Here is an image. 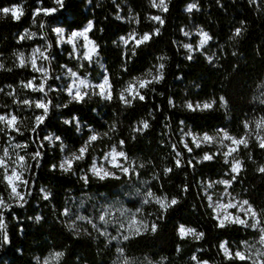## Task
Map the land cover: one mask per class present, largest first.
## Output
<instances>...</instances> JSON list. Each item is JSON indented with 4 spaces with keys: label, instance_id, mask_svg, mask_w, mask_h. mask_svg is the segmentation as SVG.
Listing matches in <instances>:
<instances>
[{
    "label": "trees",
    "instance_id": "obj_1",
    "mask_svg": "<svg viewBox=\"0 0 264 264\" xmlns=\"http://www.w3.org/2000/svg\"><path fill=\"white\" fill-rule=\"evenodd\" d=\"M190 1L192 0H172L169 11L162 14L166 21L163 34L153 37L148 44L137 47L135 57H132L131 52L119 44V41L116 46H113L112 41L119 35L127 34L133 27H137L127 22L128 5H131L134 12L140 16L141 23L138 31L141 33L151 31L153 25L145 19V13L151 15H160V13L156 9H149L145 0H127V2L116 0L115 4L112 0H92L90 5L86 3V0H64L65 7L52 15L45 17L41 12L37 16L36 28L32 30L39 34L41 20H46L49 26V39L53 45L51 55L55 58L52 68L55 71L48 86L57 89L49 94L54 104L64 103L68 99L66 93L59 87L60 84L61 86L65 84L63 77L61 76L59 81L55 79V75L61 72L60 65L65 64L77 70L79 61L69 58L68 47L56 46L55 36L51 32L53 26L65 27L69 31L82 27L89 19L94 20V27L88 36L101 46V61L105 66L104 71L107 70L110 81L114 85V93L125 80L140 75L152 67L157 62L158 54L167 53L170 57L163 84L153 85L154 92L142 90L145 100L136 101L135 107L128 109L121 116L123 124L118 139L125 141V149L129 156L140 157L144 161L151 159L153 162L145 169H139L138 176L131 174L129 178L136 177L140 181L151 179V174L156 172L160 176L159 181L152 180L148 187H151L157 195L167 194L170 197L175 195L181 199V203L169 209L162 218L151 216V220L159 226L155 236L143 234L121 244L120 246L126 248L127 256L133 261L145 256L156 261L162 256H167V264H194V261L188 258L195 254L200 262L207 260L218 262V264H250L249 261L227 260L218 245L221 240L227 239L229 248L233 251L240 247L241 241L253 242L257 238V232L236 225H229L224 229L218 228V223L208 207L204 189L201 187L202 182L207 183L221 177H229L224 175L225 172H229V165L224 164L219 155H214L211 161L197 163V158L202 157L205 152L213 154L212 151L205 146L196 148L187 140L193 148L192 152H188L179 141L184 128L198 134L212 133L221 128L227 129L234 136H240L245 131L244 121L264 115V106L253 98L260 93V90L257 91V85L264 81V0H257V3L252 5L248 3V0H234V2L220 0L219 5L217 0H199L201 11H193L189 18V15L184 13L183 6ZM98 2L99 7H97ZM20 3L21 0H0V8ZM116 5H120V14L126 18L123 22L113 18L117 12ZM38 7L40 5L37 4V0H27L24 4L25 14L19 21H13L11 14L0 21V53L8 56L14 48L29 50L44 43L39 35L31 41L16 43L23 29L31 28L33 11ZM42 7L53 8L57 5L53 3V0H43ZM240 21L245 22L247 32L235 49L237 55L233 56L234 49L227 38L233 29L239 26ZM190 22L203 26L213 36V41L204 48L208 55L215 53L212 63H208L201 53L193 54V59L190 61L184 59V51L182 47H179L184 40L180 28ZM100 29H103V34ZM174 40L178 43L173 44ZM131 47L132 44L127 46L129 49ZM124 68H127V71H124ZM78 71L80 76L90 73L88 78L93 82L100 74L97 67H91L85 61L83 68H79ZM32 76L37 74L28 69H14L12 73H0V87L5 84L16 86L21 79L26 81ZM197 85H199L198 89ZM161 92L163 96L158 94ZM27 94L37 99L42 95L31 92ZM221 94L229 100L227 113L219 108ZM169 97L177 105L189 99L193 102H202L213 98L217 100V104L212 110L193 112L180 107H170ZM0 101L5 104L12 103L10 98L2 94H0ZM113 108L117 110V113L121 112L118 102L101 104L99 97H95L91 102L73 103L59 111L53 108L51 115L37 128L36 132H25L23 136L15 132L9 133L16 138L17 142H26L29 152L41 151L43 159L40 161L39 168L36 167V161H31V172L26 174L25 178L29 181L32 195L27 197L29 190L27 188H22V192L25 193L28 203L24 208L13 205L9 210L4 211L6 223L9 225V239L6 243L0 241V264H36L34 256L38 255L41 259L48 253L61 250L67 253L61 264H110L115 254L112 243H106L99 234L93 233L89 224L82 221L79 222L80 225L87 229L90 235L82 234L77 238L65 228V222L76 217L72 204L75 198L85 193L115 196L127 178L121 177L119 180L109 178L100 181L87 174L85 170L93 149H89L83 161L74 165L75 175L72 172L64 174L59 169L50 171V165L58 164L61 159L60 142L56 141L55 147H50L43 137L49 132H54L68 145L66 152L78 150L86 141L90 133L89 128L96 132L107 131L108 125L104 121H112ZM93 109L96 111L94 112ZM149 109L155 115V119L151 120L150 130L143 136L137 134L136 140L132 141L128 134L129 126L141 116H146ZM12 110L14 112L17 110L15 105ZM7 111V108H0V113ZM41 111L36 110L37 114H41ZM23 114L32 115L31 111H23ZM73 114L79 118L80 133L76 132V122L71 125H65L62 122L61 118L70 119ZM181 120L184 121L183 124L180 123ZM7 140L8 137L0 133V145L6 146ZM112 142L106 138L102 141L98 140L94 142V148H104ZM41 144H43L42 148ZM172 144L177 145L176 150L183 157L182 167L179 169L175 168L173 159L175 152L172 151ZM250 149L254 159L264 162V150L254 142L250 144ZM247 152L248 149H242L240 154L246 157ZM189 160L191 164L188 163ZM245 163L247 170L241 172L233 184L259 211L264 209V173H256L250 162L245 160ZM164 164L173 167V172L167 178L162 171ZM83 174L88 175L87 184L80 179ZM42 185L51 189L50 200L42 199L39 191ZM179 186H187V194H184ZM0 194L7 202L8 195L3 185H0ZM126 204L134 211L142 208L145 216H149L158 207L154 204L143 205L139 199H130ZM193 205H195L194 208ZM65 209L69 210L70 216L63 215ZM0 211L3 210L0 209ZM37 214L43 217L40 223L35 221ZM180 224L204 231L205 239L203 241L181 239L177 234ZM177 245L182 248L179 256L176 254Z\"/></svg>",
    "mask_w": 264,
    "mask_h": 264
},
{
    "label": "clouds",
    "instance_id": "obj_2",
    "mask_svg": "<svg viewBox=\"0 0 264 264\" xmlns=\"http://www.w3.org/2000/svg\"><path fill=\"white\" fill-rule=\"evenodd\" d=\"M127 2V0H125ZM234 2V0H233ZM27 3V0H21V3L19 5H11L5 8H9L10 10L19 8L20 9V18L17 19L16 16L11 15V18L13 21H19L25 14V8L24 4ZM53 3L57 5V0H53ZM87 4H91L92 0H86ZM112 3L115 4L116 0H112ZM145 3L149 9H156L160 15H151L149 13H145V19L152 23V29L151 31H144L140 32L138 31V26L141 23L140 16L138 13L134 12V9L131 5H128V17L127 22L130 24H134L137 27H133L131 31L125 35H119L117 39H114L112 41L113 46L117 45V41H119V44L123 45L127 51L131 52L132 57H135L137 55V47L135 44H132V47L129 49L127 46L129 44L126 43V41L129 40L130 37L135 36L137 38H140L144 36L145 34H151L153 37L160 36L163 34V28L165 26V18L162 14L167 13L169 11L170 5L172 4V0H145ZM248 3L250 5L256 4L257 0H248ZM37 4L40 5L37 9H43L42 4L43 0H37ZM217 4H220V0H217ZM97 7H99V2L97 4ZM117 12L114 15V19L117 21H125V17L121 15V9L120 5H116ZM222 7V5H221ZM33 11V16L31 19V28H25L23 31L19 34L18 39L16 40V43L19 44L21 41H31L33 39H36L39 35V38L44 41V43L40 46L32 47L30 50L27 49H16L14 48L10 55L4 56L3 53H0V73H12L14 69H28L33 73L37 72V64L39 66L40 72L38 73L39 76H32L28 78L26 81L21 79L19 83L16 86H13L12 84H5L3 87H0V94H2L4 97L10 98L11 104H5L3 101H0V108H7V112L0 113V116L5 117V119H0V133H3L5 136L8 137L7 145H0V160L5 161L6 166H0V185H3L5 188V191H7L8 197H12L11 191H9L8 184L4 179V176L9 174V170H18L22 179H26V174L31 172L32 169V163L31 161H36V167H40V161L43 159L42 152L37 150V152L32 153L28 151V147H24V145H28L26 142H17L16 138L14 136L9 135V133L12 131L9 129L7 120L11 117L16 118V129H18L17 134L23 136L25 132H36V127L38 121L37 117L41 114H37L36 110L38 108L36 105L38 103H46L49 105L47 113H45L46 119L48 116L51 115L52 109L55 108L57 111L68 108L69 105L76 103V104H84L86 101L91 102L95 97H99V101L101 104L104 102H107L108 104L113 103H119L121 112L117 113V110L115 108L112 109V115L113 119L111 122L104 121L108 125L107 131L104 132H96L92 128H89V132L91 133L85 144L88 148L92 147L93 143L89 142V139L92 135H96L99 140H104L105 138L109 141H113L111 144L107 145V150L104 153L103 161L107 162L108 165L111 166V160H110V154L113 152V150L121 151L125 154L126 159L122 160L121 168L128 167L132 169L133 174L139 175L138 170L139 169H145L148 165H152V160L149 159L147 161L142 160L140 157H132L129 156L128 152L125 149V141L123 139H118L120 128L123 124V121L121 120V116L124 114L125 111L128 109H133L135 107L136 101H144L140 100L139 96H132L129 93V86L135 85L136 90L138 92H142L144 90L147 91H155V88L152 87L153 85H161L163 84L166 76V69H167V62L170 60V57L167 55V53L158 54L156 57V63L152 65L149 69H147L144 73L140 75H136L131 77L128 80H125L123 84H121L118 88H116L115 93L113 92L114 85L110 81L109 74L107 70L105 69L104 76L102 78V81L100 83L93 84L89 80L90 73H86L84 77H81L79 75V68H83V62L87 61L89 65L91 66L94 62L99 63V59H102L101 53H100V44L97 43L93 39L84 40L81 36L74 37V43H68L65 36L67 37L71 36L73 32H83L84 29L91 26V30L94 27V20L89 19L87 23L84 25L82 30H73L71 32H67V29L65 27L61 26H53L51 27V32L55 35L56 38V46L60 47L63 44H68L71 46V52L68 53V56L70 59H77L79 61L78 63V69L74 70L71 67H68L65 64L60 65L61 72L59 74L55 75L56 80L61 79V75H63L66 79H70V83L67 85V87L62 88L61 90L64 91L68 97L67 101L64 103H53L52 99L50 98L49 94L51 92L57 91L54 87H49L48 82L53 79V73L54 69L52 68V63L54 61V57L51 55L52 53V42L49 39V33H48V24L46 20H41L39 23L40 32L38 34L37 31H34L32 29L36 28L37 26V15L36 10ZM165 9H167L165 11ZM184 13L189 15V18H191V14L193 11L200 12V4L199 0H192V2L187 3L183 6ZM9 14H5L2 10H0V21L5 20L8 17ZM159 16L162 20L161 22H158L156 20H153L152 17ZM47 17V15H45ZM158 25V26H157ZM101 34H103V29H100ZM247 32V27L245 26L244 21H240V24L238 27H235L231 33V35L228 36L227 40L228 43L233 47L232 55L236 56V47L239 45L240 41L244 39ZM180 33L184 37H190L193 34L199 35V33H206L207 34V41L203 43V46L201 47V41L198 40L197 45L195 46L196 50L203 49L211 41H213V36L205 30L203 26L196 25L194 29L189 28L187 25L181 26ZM83 40V43L81 44L80 41ZM151 40L147 41L146 45ZM177 41H173V44H177ZM179 47H182L187 55L184 56V59L186 60H192L193 59V53H194V45L192 43H180ZM39 50V51H37ZM179 50V49H178ZM45 55H47V59H45ZM86 57H90V59H86ZM22 58V61H21ZM215 58V53L213 52L212 55H206L205 59L208 63H212L213 59ZM35 61V63H34ZM10 62V63H9ZM99 66L101 68H105L104 64L100 63ZM124 71H127V68H124ZM42 74L44 83L42 84H36L35 88L28 87L27 85L30 83H34L37 79H40ZM177 79H182L181 77H177ZM146 80L149 81V85L143 89L140 88V81ZM197 89L199 88V85L196 86ZM261 88H264V81H262L260 84L257 85V91H259ZM43 89V91H40ZM103 89V91H101ZM27 92L31 93H41L42 95L39 97V99L35 98L34 96H29ZM79 93L82 99H77L76 94ZM160 96H163L164 94L158 93ZM145 95V94H144ZM185 95L187 93L185 92ZM121 96L124 97V99H121ZM23 97V98H21ZM255 100L259 101V104L264 105V91H260L258 96L253 97ZM168 104L170 107H180L183 110L187 111H205V110H212L214 106L217 104V100L215 98L210 100H204L202 102H193L192 100H185L182 104L177 105L174 103L173 99L169 97ZM13 105L16 107V111L14 112L12 110ZM193 106V108H190L189 106ZM204 105H210V107L205 108ZM219 108L223 110L225 113L228 112L229 109V100L228 98L221 94L219 95ZM194 109V110H193ZM23 111H31L32 115H24ZM95 112L96 110L93 109ZM150 118V119H149ZM261 118H264V116H260L259 118H253L247 121L243 122V127L246 130L243 136H247V140L244 145V149H248V152L246 154V157H242L240 154V151L234 152L232 155H228L225 151L229 147L228 143H225V140L223 139V136L216 135L217 132H228L227 129H217L215 134H211L213 136V140L211 142H205L203 145L208 146H217L216 153L209 154L208 152H205L202 157L197 158V163H202L204 161H211L214 159L215 154H221L223 156V163L230 166V173L232 172V164L235 162H239V165L241 167V171L236 174L232 175V179H224L221 178L219 180H215L212 182L201 183V187L204 189L205 196L208 200V207L213 210L214 213H216V204L221 203V201L225 197H230L228 201L235 203L237 205H243L245 201L248 202L252 206V208L256 211L257 215L256 217H252L251 213H249L245 220H252V223L243 225L245 228H250L253 230L258 231L259 236L256 238L253 242L249 241H241V248L237 249L236 251L243 252L247 258L250 264H262L264 262V230L260 228V226L256 223V221L260 218V213L264 212V209H260L259 211L256 210V208L253 206V204L250 203L249 199L240 198V193L237 192L235 195L230 193L228 191L229 188L232 187L233 182L236 180L237 176L241 174V172L247 170V166L245 163V160L250 162L254 168L253 170L256 173H262L260 171L261 168H264V162L258 161L257 159L253 158L252 151L250 149V144L255 141L256 145L264 150V148L260 147V136H264V125H261L259 128L257 127L258 122L261 120ZM45 119V120H46ZM63 124L65 125H71L73 122H76V132L80 133L81 131V124L79 122V118L77 115L73 114L72 117L69 118H61ZM155 119V115L151 109L147 112L146 116H141L139 119L133 121L132 125L129 126L128 134L130 135L132 141L136 140L137 134L143 136L145 132L150 130L151 128V120ZM181 124L184 123L183 120L180 121ZM245 124L248 125V127H245ZM146 125V127H145ZM207 133V132H205ZM115 134V136H114ZM209 134V133H207ZM210 135V134H209ZM232 135V134H231ZM234 136V135H232ZM58 138V139H57ZM44 141H47L50 147H55V142H60V153H61V159L58 162V164H52L50 165V171H55L59 169L62 173L67 174L69 172L64 171L63 168L66 167L65 161L68 158H71L73 156L78 155V151H72L68 154H65V150L68 148V145L63 142L62 138L58 135H56L54 132H49L47 135H44L43 137ZM162 143V142H161ZM186 147V145H183ZM40 147H43V144L40 145ZM201 147V146H200ZM198 147V148H200ZM172 151L175 152V156L173 157L175 162V168L179 169L182 167V161L183 157L179 151L176 150V144H172ZM191 152V151H190ZM24 156V160L21 161L20 157ZM208 157H211L210 159ZM85 158L82 157L80 161H83ZM79 161V162H80ZM189 164H191V160L188 161ZM102 167L106 171L112 173L113 177H118L119 180L121 179L120 173H123L121 169L113 168V167H106L103 163L97 164V160L94 157L92 160V163L88 169V172L91 174L92 177L97 178L94 174L92 169L95 167ZM115 169V171H113ZM83 171V170H82ZM162 171L165 178H167L172 172L173 167L169 166L167 164L162 165ZM73 175H75L74 168L71 171ZM229 172H225L224 175L228 176L230 174ZM124 174V173H123ZM84 177H88L87 174L82 175ZM160 176L158 173L153 172L151 174V179H144L141 180V184L147 189L145 192L142 193L143 195V205H156L158 206L154 212H152L149 216H145L143 213V209H141L139 212V220L141 222L140 224V234H136L134 231H128L127 225L131 221V215L129 214L132 212L130 209L124 208L125 211H120L117 209V212L119 213V217L115 220L112 219V216L109 215L107 217V220L105 221V225L113 224V225H123L124 227H117V235L112 236L108 231L107 228H105L103 231L99 228H93L96 232H99L100 234L103 233V236L107 240V242L110 244L112 241L117 242V247L115 248V252L118 254L117 259L113 261V264H134L132 259L127 256L126 254V248L119 246L123 244L124 242L129 241L130 239L140 236L143 234H149L152 236H155L158 232L159 226L155 223V221L151 220V216H157V218H162L163 214L166 213L169 209L173 208V206L178 205L181 203V199L175 195L169 196L167 194L164 195H157L151 187H148V185L151 184L152 180L159 181ZM27 180V179H26ZM100 180V179H99ZM104 181V180H100ZM89 181L84 180V183L87 184ZM225 183H227L229 186L225 187ZM209 184L212 185L211 188H209ZM216 185H222L224 186V191L219 194L220 199L217 201H213V196L209 194L208 189L214 188ZM18 187H21L18 185ZM30 185L27 186L28 194L27 197H30L32 195V192L30 190ZM181 191L184 194H187L188 188L187 186H179ZM42 199L44 200H50L52 197V191L47 186L42 185L39 189ZM139 191V189H137ZM148 193H151V197L148 196ZM25 197V200L23 203H20L18 198H11L8 199L7 202L5 201L3 204V207L0 208L3 211H0V216H3V229L0 230V241L8 242V223H6V219L4 216V211L9 210L13 205H16L19 208H24V206L28 203V199ZM166 200L167 203L165 204V209H162L158 203H156L157 198ZM4 196L0 194V199H3ZM175 200L176 204L172 205L171 201ZM145 201H147L145 203ZM195 205H193V208ZM109 212H112L111 209H108ZM71 213L68 212L65 216H70ZM101 215H104L102 213ZM237 215H240V208L237 207ZM85 216L84 215H77L74 219H70L65 222V228L71 232L74 236L79 238L82 234L83 235H90V233L87 232V229L83 228L82 225H80L79 222L84 221ZM31 219V217H30ZM214 219H216V215L214 216ZM43 220V217L40 214H37L35 216V221L37 223H40ZM156 224V228L153 231L152 230V224ZM229 225H233L231 223H226L224 227H220L218 224L217 227L220 229H224L228 227ZM235 225H240L239 223ZM181 226H184L185 228L190 230V234L186 236H181L179 229ZM242 226V225H241ZM178 229V235L181 239L189 238L193 241H203L205 239V232L199 231L195 227L185 226L184 224H180ZM22 231V230H21ZM125 237H128L125 239ZM229 244L227 239L221 240L219 242L218 248L222 252L223 256L227 260H237L235 257L234 252L227 247ZM182 248L177 245L176 247V254L179 256L181 253ZM197 251H201V249H197ZM233 252V255L231 258L228 257L227 253ZM22 254V253H21ZM58 254V259H56V255ZM67 253L64 250L61 251H55L49 253L47 257L43 259L41 262L40 257L34 256L33 259L36 261V264H61V262L65 259ZM195 258V259H194ZM191 261H195L196 264H201V262L197 259L196 255L193 254L191 257L188 258ZM144 260L147 262V264H167L168 257L162 256L159 260L153 261L147 256L144 257ZM203 264H218V262H209L207 260L203 261Z\"/></svg>",
    "mask_w": 264,
    "mask_h": 264
},
{
    "label": "snow or ice",
    "instance_id": "obj_3",
    "mask_svg": "<svg viewBox=\"0 0 264 264\" xmlns=\"http://www.w3.org/2000/svg\"><path fill=\"white\" fill-rule=\"evenodd\" d=\"M65 7V3L64 0H57V7H53V8H43V9H37L36 10V15L39 16L41 14V12H43L44 15H52L53 13L57 12L59 9L64 8ZM0 10H2L5 14H11L16 16L17 19L20 18V9L16 8V9H12L10 10L9 8H0ZM167 9H165L166 11ZM153 20H156L158 22L162 23V20L159 16H154L152 17ZM91 31V26H89L88 28L84 29L83 32H73L71 34V36L67 37L66 40L68 43H74V37L76 36H81L83 37L84 40H88L89 36L88 33ZM199 40L201 41V47L203 46V43H205L207 41V34L206 33H199ZM153 36L151 34H145L144 36L137 38L135 36H132L129 38L128 41H126L127 44L130 43H134L136 47H140L141 45L145 44L147 41L152 40ZM39 51V50H37ZM45 59H47V55H45L44 57ZM86 59H90V57H86ZM22 61V58H21ZM35 63V61H34ZM37 72H40L39 66L37 64ZM37 80H39V83H37ZM34 83H30L27 86L28 87H33L35 88L36 84H42L44 83L43 81V77L41 74L40 79H37ZM149 81L146 80H142L140 81V88L143 89L145 87H147L149 85ZM50 87V86H49ZM40 91H43V89H41ZM101 91H103V89H101ZM129 93L132 96H139L140 100H144L145 99V95L142 94V92H138L136 90V86L135 85H130L129 86ZM77 99H82V97L80 96L79 93L76 94ZM121 99L123 100L124 97L121 96ZM36 107L41 111V115L37 117V125L36 127H39L41 124H43L45 122V113H47L48 111V107L49 105L46 103H38L36 105ZM190 108H193V106H189ZM205 108L210 107V105H204ZM194 110V109H193ZM0 119H5V117L0 116ZM9 129H11V132H15L17 133L18 129H16V118L13 116L10 119L7 120ZM261 125H264V118H261V120L258 122L257 127L259 128ZM146 127V125H145ZM245 127H248L247 124H245ZM216 135L218 136H223V139L225 141H228L229 143V147L226 149V153L230 156L232 155L234 152L239 151L241 147H244L245 142L247 140V136H232L230 133L228 132H217ZM190 137V143L191 145H194L196 148L200 147L202 144H204L205 142H211L213 140V136L209 135L207 133H203L202 135H197L194 134L191 130L189 131H183L181 133V139L179 141L180 144L186 145L183 146L184 149H186L188 152H192L193 148L189 145V142L187 141L186 138ZM58 139V138H57ZM99 138L96 135H92L89 139L90 143L96 142L98 141ZM260 140V147L264 148V136H260L259 137ZM24 147H28V145H24ZM177 147V145H176ZM78 155L73 156L71 158L66 159L65 164L66 167L63 168L64 171L67 172H71L72 169L74 168V165L80 161V159L82 157L85 158L86 154L89 151V148L87 147L86 144H84L83 146H81L78 150ZM37 152V151H36ZM209 159L211 157H208ZM126 159V156L123 152L118 151V150H113V152L110 154V160H111V167L113 168H117V169H121L124 173L125 176L131 175L133 174L132 169L128 168V167H123L121 168V161ZM20 160L23 161L24 160V156L22 155L20 157ZM0 166H6L5 165V161L4 160H0ZM232 172L233 174H238L241 171V167L239 165V162H235L232 164ZM93 174L100 180H105V179H118V177H113L112 173L106 171L104 168L102 167H95L94 169H92ZM260 171L262 173H264V168H261ZM5 181L8 184V188L10 189L11 193H12V197H8V199L11 198H18L20 203H23V201L25 200V193L22 192L20 189L22 188H27V186L29 185V181L26 179H22L20 173L18 170H9V174H7L6 176H4ZM80 179L84 180H89L88 177H84L81 176ZM232 179V177H231ZM229 179V180H231ZM18 185H20L21 187H18ZM209 188L212 187L211 184L208 185ZM229 185L227 183H225V187H228ZM28 194V193H27ZM151 193H148V196L151 197ZM5 202V198L0 199V208L3 207V204ZM147 201H145L146 203ZM156 203H158L160 205V207L164 210L165 209V204L167 203L166 200L160 199L159 197L156 200ZM172 205L176 204L175 200L171 201ZM237 207L240 208V214L242 213L244 217H246L249 213H251L252 217H256L257 213L256 211L252 208V206L250 204H248L247 201L244 202L243 205H237L235 203H232L230 201L225 202H221V203H217L216 204V220L218 221V224L220 225V227H224V225L226 223H231V224H237L239 223L240 225H245V224H251L252 220H245V218H242L241 215H237V214H233L231 211V209H237ZM120 211H125V209L121 208L119 209ZM141 209L137 208L135 211L130 212L129 214L131 215V221L130 223L127 225V229L128 231H134L136 234H140V220L138 218V214L140 212ZM69 212L68 209H65L63 212V215H66ZM104 215H99L98 216V220L101 222L100 225H98L97 223H95L92 219L88 218L85 216L84 218V222L88 223L89 225H91L92 228H99L101 225H105V221L107 220V217L109 215L114 216V213L109 212L107 209L103 210ZM115 220V219H113ZM251 221V222H250ZM3 216H0V230L3 229ZM256 223L260 226V228L262 230H264V212L260 213V218L256 221ZM118 227L123 228V225H116ZM156 228V224L153 223L152 224V230L154 231ZM180 235L181 236H186L190 234V230L185 228L184 226H181L179 229ZM101 235H103V233H101ZM128 237H125V239H127ZM227 247L229 248V245H227ZM235 257L237 260L241 261V262H246L248 261L247 256L243 253V252H239V251H235L234 252ZM228 257L231 258V256L233 255V252H228L227 253ZM56 259H58V254L55 257ZM195 259V258H194ZM262 264H264V262H262Z\"/></svg>",
    "mask_w": 264,
    "mask_h": 264
},
{
    "label": "rangeland",
    "instance_id": "obj_4",
    "mask_svg": "<svg viewBox=\"0 0 264 264\" xmlns=\"http://www.w3.org/2000/svg\"><path fill=\"white\" fill-rule=\"evenodd\" d=\"M192 2V1H190ZM188 2V3H190ZM85 25V24H84ZM84 25L78 29H73V30H82ZM187 26L191 29H194L196 24L194 23H188ZM73 30H69L67 32H71ZM131 31V30H130ZM129 31V32H130ZM128 32V33H129ZM127 33V34H128ZM127 34H125V36H127ZM55 36V35H54ZM184 37V36H183ZM65 38H67V35L65 36ZM90 38V37H89ZM56 39V38H55ZM91 39V38H90ZM198 40H199V36L196 35V34H193L192 36L190 37H184V40H183V43H192L194 45V53H201L204 57L206 55H208L205 51H204V48L203 49H199V50H196L195 49V46L197 45L198 43ZM80 43L82 44L83 43V40L81 39ZM130 44H133V43H130ZM61 46H66L69 48V53L71 52V46L68 45V44H63ZM36 47V46H34ZM31 49V48H30ZM29 49V50H30ZM183 49V48H182ZM184 51V54L187 55L186 51L183 49ZM74 60V59H73ZM88 65L89 63L87 61H85ZM102 63L101 59H99V63H96L94 62L91 67H97L99 70H100V74L98 75V78L95 82L90 81L95 84V83H100L102 81V78L104 76V68H101L99 66V64ZM90 66V65H89ZM37 76H39L38 73H36ZM64 79V82L65 84H63V86H61L62 84L59 85V87L61 88H64V87H67V85L70 83V79H66L63 75H61ZM81 77H84V76H81ZM264 80V79H263ZM260 91H264V88H261ZM259 91V92H260ZM264 106V105H263ZM264 116V115H263ZM259 118V117H258ZM218 129H221V128H218ZM217 130V129H216ZM216 130L212 133H209L210 135L211 134H215ZM183 131H189L188 128H184ZM246 131V130H245ZM244 131V133H245ZM194 133V132H193ZM244 133H242L240 136H243ZM91 133H89L90 135ZM194 134H197V135H202L203 133L201 134H198V133H194ZM88 135V136H89ZM87 136V138H88ZM238 136V137H240ZM87 138H86V141H87ZM189 142H190V137L186 138ZM85 141V142H86ZM84 142V144H85ZM255 143V141H253ZM225 143H229L228 141H225ZM83 144V145H84ZM82 145V146H83ZM94 142L92 144V147L89 148V149H93V152L91 153V159H90V162L88 163L87 165V168H86V173L91 175L89 172H88V169L92 163V160L93 158L95 157L96 160H97V164H101L103 163L106 167H111L110 165L107 164V162L103 161V156H104V153L105 151L107 150V147H104V148H94ZM201 146H205L207 147L210 151H212V153H216L217 151V146L213 145V146H208V145H201ZM244 149L243 147L240 148V153H241V150ZM226 151V149H225ZM72 151H65V154H68ZM215 155H219L222 157L223 159V156L221 154H215ZM81 162V161H80ZM78 163V162H77ZM113 171H115V169H113ZM229 173H230V166H229ZM84 175V174H83ZM121 177H125L127 178V180H125V182L122 184V186L119 188L118 190V194L115 195V196H112V197H108L104 194H90V193H85L84 195H82L81 197L79 198H75L72 202L73 204V209L76 211V216L77 215H84L90 219H92L95 223H97L98 225H100V221L98 220V216L101 215L103 213V210L105 209H111L112 213H114V216H112V219H117L119 217V213L117 212V209H121V208H127V209H130L129 206L126 204L127 201H130V199L134 200V199H139L140 201H143V195L142 193L145 192V188L144 186L141 184V181L139 179H137L136 177H133L132 179H130V175L128 176H125L123 173H120L119 174ZM232 175H235L233 173H230L229 174V177H221V178H224V179H231ZM95 178V177H94ZM219 178V179H221ZM98 179V178H97ZM218 179V180H219ZM137 189H139V191H137ZM22 191V189H20ZM10 191V189H9ZM224 191V186L222 185H216L214 188L212 189H208V192L209 194H211L213 196V201H217L220 199V196L219 194L222 193ZM228 191L230 193H232L233 195H235L238 191V189L236 188V185L232 184V187L228 189ZM240 193V192H239ZM240 198H244L242 196V194L240 193ZM230 199V197H225L221 202H227L228 200ZM211 209V208H210ZM131 211H134L132 209H130ZM212 211V214H213V217L216 215V213L213 212V210L211 209ZM231 211L233 214H237V209H231L229 210ZM242 218H246L243 216V214L241 213L240 214ZM216 220V219H215ZM84 222V221H82ZM216 222L218 223V221L216 220ZM251 222V221H250ZM88 224V223H87ZM235 225V224H233ZM91 227V225H89ZM236 226H239L241 228H245L244 226H241V225H236ZM117 227L116 225H113V224H108V225H101L100 226V229L101 231H103L105 228H107V231L112 235V236H116L117 235ZM92 231H94L93 233L94 234H99L104 240L106 243L107 240L105 239V237L103 235H101L99 232H96L92 227H91ZM179 229V227H178ZM247 229H250V228H247ZM250 230H253V229H250ZM178 231V230H177ZM256 231V230H254ZM257 232V238L259 236V233L258 231ZM114 247L116 248L118 245H117V242L116 241H112L111 242ZM120 246V245H119ZM241 248V244H240V247ZM239 248H236L233 250V252H235L237 249ZM49 255V253L42 257L41 258V262L43 261V259L45 257H47ZM117 256L118 254L115 252L114 254V258L111 260L110 264H113V261H115L117 259ZM133 261V260H132ZM134 264H147V262L144 260V258H141V259H138V260H134L133 261ZM194 264H196V262L194 261ZM201 264H203V262H201Z\"/></svg>",
    "mask_w": 264,
    "mask_h": 264
}]
</instances>
